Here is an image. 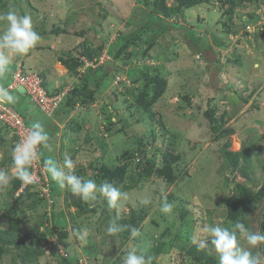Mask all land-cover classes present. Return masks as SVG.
I'll return each instance as SVG.
<instances>
[{
  "label": "rangeland",
  "instance_id": "374dc122",
  "mask_svg": "<svg viewBox=\"0 0 264 264\" xmlns=\"http://www.w3.org/2000/svg\"><path fill=\"white\" fill-rule=\"evenodd\" d=\"M2 2L5 6L0 5V15L7 13L9 10H15L20 15H30L35 31H37V26L38 29L42 27L50 30L52 22L65 20L66 33L59 35L46 34V36L41 37L34 48L23 54L21 59H18L21 62L23 61L25 67L30 66L37 71L47 72L49 70V74H51L54 72L53 69H56L55 80L53 83L47 80V85H71L75 81V76L70 75L65 66L58 60V56L62 51L72 47L75 41L86 39L93 45H98L102 42L101 36L102 39L107 37L108 42H112L122 27L126 26L129 29L136 22L148 18L144 12L146 11L144 3L141 0H0V4ZM170 2L171 0H168V3ZM225 7L219 9L217 6L206 7V5L191 7L184 10V21L169 18L170 24L173 25L171 27L177 28L184 38L186 36L183 32L186 31V28H191L190 30L197 33L198 38H202L199 47L197 48L195 45L192 50H199L203 53V56L199 53H192L191 48L193 45H191L190 39L187 38V42L184 39H172L166 33L157 37V44L151 50L154 59L150 57L142 59L139 52L132 63V65H142L144 63L159 66L163 73L169 75L166 101L158 102L153 108L156 111L155 118L160 117L168 132L164 133L161 125L157 122L154 130L157 133L156 136H158L157 143L162 149L168 146L172 140L174 141L173 148L176 153L181 155V164L186 172L182 173V181L168 187L165 186L160 177L153 175L138 188L125 190L123 193H126V198L121 200V206L117 213L126 212L128 204L135 205L138 202H146V204L151 205L150 214L143 222L138 235L132 239V244L127 245V247L130 250L135 248L140 254L141 251L147 250L152 244H156L158 240L165 241L167 248L173 240L171 252L158 259V261L165 259L166 264H194L181 251V245L191 244L194 235L199 239L207 238V233L204 232L206 226H227L223 221L225 198L231 186L227 187L225 180L227 176L232 177L226 171L224 173L219 172L222 162L220 148L224 143V138L213 140V134L202 114V108L198 109L196 106L193 108L185 105V101L177 99L176 93L178 91L188 92L191 94L193 101L196 99L204 109L207 107L204 105V98L216 95L220 91L209 107L215 104L218 106L216 114L226 111L227 117L230 116L226 125L233 127L235 132L229 136V149L238 150L242 142L248 141L252 144L251 152L254 162L256 163V155L264 159V137L262 136L264 134V34H262L264 28H254L257 34H262L257 39L246 36L242 30L237 35L225 34V26L222 25V22L228 21L226 15L223 14ZM262 7V9H256L255 13H261L264 5ZM252 9L253 6H247L245 11L251 12ZM235 21H239V18H236ZM259 23L264 24V17ZM90 25H93V30L88 28ZM6 27L7 22L0 20V33L5 31ZM80 29H84L85 33L83 35L77 34ZM248 31L250 32L251 29H248ZM140 35L145 36L146 32L141 30ZM214 39H222L224 46H216ZM187 43H190V46ZM115 45L117 46V44ZM106 46H104V49L107 48ZM216 56H218L217 59H215ZM15 59L16 57L12 59L10 65L15 62ZM102 61L100 60V62ZM115 64L123 67L125 71L131 67L128 63L125 64L118 60H114ZM10 65L6 73L0 76V86L7 85L11 81L8 74L11 68ZM45 76L47 77V75ZM118 78L128 81L125 74ZM118 78L116 77L115 80L117 81ZM114 85L106 88L98 95L96 104L90 110L101 114V121H105L107 116L104 117V115H109V109L112 115H114L113 112H117L122 121L128 117L126 121L127 134H108L104 130L105 122L99 123L98 121L97 124L95 121L96 116H93L92 123L97 124L98 128H94L95 126L92 128L91 126V132H95L96 135L92 136L88 148L85 144L84 151L81 152L85 157L84 159L100 157L101 149L99 148V151L95 150L98 137H100L99 145L106 144L105 153L100 161L113 164L116 155L131 146V140L135 135H148L149 124L146 121L134 123L133 118L129 116L126 109L129 108L127 103L132 99L130 91L127 90V85L123 86L121 83L117 86ZM18 90L22 91V89ZM252 90L254 91L248 101L243 102L240 96H246ZM122 93H125L127 103L123 101L125 98H123ZM84 109L88 108L79 104L75 105L72 113L68 115V119L76 114L83 116ZM37 113L40 112L37 111ZM88 114L87 110L84 116L88 117ZM39 115L42 118L43 126L45 125L49 132L53 131L51 120L44 119L41 113ZM111 119L114 120V118ZM118 127L119 124H116L114 128ZM131 134L132 136H129ZM62 136L67 140V145L70 143V151L67 146H64V143L61 151L68 150L67 155H73L77 141L76 135L70 136L69 132L62 131ZM51 142L52 144L54 142V147L47 146L48 154L51 155L49 158L57 163L58 158L64 161L65 157L55 155L57 148L54 135ZM153 146H148L147 149L153 151ZM156 153L160 158L162 152ZM1 157L2 151H0ZM8 173L12 177L14 168H11ZM253 173L256 177L261 174L258 170ZM91 175L92 172H86L85 178L88 179ZM237 180L243 179L237 178ZM6 187L0 188L1 203L5 201ZM167 193L177 197L174 204H171L172 211L170 213H164L161 210ZM180 199H182V202ZM181 203L188 210L183 220H180L179 217ZM57 207L56 210L54 209L55 213L57 215L62 214L59 217V223L60 221L63 222V218L68 224L69 230V213H73L75 208L69 207L67 209L62 201ZM53 208L52 206L46 208L47 214ZM48 209H50V212H48ZM20 210L21 208L18 213L23 218V225H26L27 228L31 225L34 227L39 217H36L35 213ZM1 212L2 209H0ZM259 212L260 210L254 209L248 215L247 221L251 226L249 231H260ZM98 216L99 213L90 215L86 219H78L83 222L80 234L85 235L84 241L80 240L79 236L74 233L69 234V240L72 243L75 242L73 244L86 264H92L95 261L94 257H99L97 264H102L104 261L103 254L112 252L108 249L114 243L112 236L106 239L107 243L101 244L105 238L102 237L101 232L99 233L96 230V227L100 226V230L106 231V226L100 225ZM179 221L183 224H179ZM167 227L170 228L169 232L163 236L162 233ZM48 240L50 243L55 241V238L49 237ZM26 242L28 243V241ZM239 242L242 247L249 248L245 238H241ZM49 243L46 245L45 254L29 264H59L50 254ZM116 246V249H118L116 253H118L121 248H119L118 243H116ZM92 247L99 252L97 254L95 252L91 253L90 248ZM174 254L176 255L174 256ZM2 262H4L3 264H12L9 255H5Z\"/></svg>",
  "mask_w": 264,
  "mask_h": 264
},
{
  "label": "trees",
  "instance_id": "16d2710c",
  "mask_svg": "<svg viewBox=\"0 0 264 264\" xmlns=\"http://www.w3.org/2000/svg\"><path fill=\"white\" fill-rule=\"evenodd\" d=\"M141 1L144 3L146 9L144 12L148 16L147 20H140L130 26L129 29H127L126 26L122 27L112 42H108L107 37L102 39L100 35L102 42L98 45H93L86 39L75 41L72 47L66 51H62L58 56V60L65 66L67 72L75 76V81L71 84L73 86L65 93L58 108L52 115L45 114L34 102H32L44 116V119L55 116L58 117V111H60L63 117H68L77 104L89 108L97 101L98 95L105 91L106 88L115 86L114 84L117 86L119 83L123 86L127 85V90L130 91L132 99L129 102L126 101V95L122 93L123 98H125L123 101H126V103L128 102L127 105L129 108L126 109L129 112V116L133 118L134 123L146 121L149 124L148 135H135L131 140V146L123 149L117 154L113 164L100 161V158L105 153L106 144L99 145V139L98 143L96 142L95 150L99 151V148L101 149L100 157H88L84 159L85 157H83L82 154L78 155L79 152L69 156L75 163L74 171L76 175L85 178L86 172H92V175L88 178L94 179L97 184L104 181L111 182L122 192L138 188V186L149 180L153 175L160 177L164 181L165 186L168 187L178 181H182V173L186 172V170L183 169L184 166L181 164V155L176 153L173 148L174 141L172 140L168 146L162 149L157 143L158 136H156L157 133L154 130L155 123L157 122L161 125L164 133L168 132L160 117L157 119L155 118L156 111H154L153 108L158 102L166 101V92L168 91L167 87L170 80L169 75L163 73L159 66H152L144 63L142 65H132L133 60L137 58L139 52L142 59H146L147 57L154 59L151 50L157 44V37L165 35L166 33L172 39H184L185 42H187V38L190 39V43L193 45L191 50L195 45L197 48L199 47L202 38H198L197 33L190 30L191 28H186V31L183 32L186 36L184 38L177 28L171 27L173 25L170 24L169 18L184 21L183 12L185 9L202 5H206V7L215 6L217 4L219 8L226 6L223 10V14L226 15L225 17L228 21L222 22V25L225 26V34L237 35L242 30L243 34L246 36L255 37L256 39L259 35L264 34V31L262 34H257V32H249L247 29L248 26L252 25H256L258 28H264V24L259 23L264 17V9L261 13H255L256 9L263 8L262 5H264V0H171L170 3H168V0ZM0 5L2 7L5 6L4 2ZM247 6H253L251 12H248V10L245 11ZM236 18H239V21H235ZM64 22L65 20L52 22L50 30H46L42 27L38 29L37 26L36 32L40 37L52 33L55 35L66 33L67 29L64 26ZM128 25H130V23H128ZM88 28L94 29L93 25H90ZM141 30L146 32L145 36L140 35ZM84 33V29H80L77 34L83 35ZM221 40L222 39H214L215 45L224 46ZM190 43L187 44L190 46ZM115 44H117V46ZM105 45H107V48L104 49ZM103 52L106 54L107 58L100 62V57ZM192 53H199L203 56V53L199 52V50L196 51L194 49ZM21 56L22 55L15 56V62L10 65L11 68L10 71H8L10 77L15 70L17 60L21 59ZM217 58L218 56H216L215 59ZM84 59L87 62L93 63L85 64ZM114 60H118L125 64L128 63L131 67L125 71L120 65H114ZM21 64L25 72H37L42 79L41 84L46 87L48 82L45 71H37L30 66L25 67L23 61ZM123 74H125L128 80L127 82L121 78L117 81L115 80L116 77H121ZM11 91L12 90H9L10 93ZM253 91L254 90L246 96H240L243 102L248 101ZM219 93L220 91H218L216 95ZM216 95L204 98V105L207 106L204 109L196 99L193 101L191 94L186 91H178L175 96L178 97H176L178 100L185 101V105L187 106L193 108L196 106L198 109L202 108V114L207 120L210 131L213 134V140L224 138V143L220 148L222 162L219 167V172L224 173L226 171L232 176L230 178L227 176L225 180L226 186L231 187L230 190L228 189L229 192L225 198L224 224H227L226 227L232 228L237 222H240L249 230L251 226L247 221V217L254 209H257L260 210L259 232H264V159L256 155V163L254 162L251 152L252 144L248 141L242 142L238 150L229 149V136L235 132V129L226 125L227 120L230 118V116L227 117L226 111L216 114L218 106L214 104L209 107L210 103L216 99ZM19 100V98H16L15 103L10 104H12L23 116L25 125L29 129H31L33 123L36 122H39L43 126L42 118L39 115L40 113L32 114L30 117H27V114L20 111L16 104ZM108 114L109 115H105V117H107L105 118L104 130L110 135L116 133L127 134L126 121L128 117L122 121L119 114L113 112L114 115H112L110 109L108 110ZM60 116L58 117L59 119ZM111 118H114V120ZM28 119L30 120L28 121ZM87 123L88 121L85 117L76 114L70 119H67L65 127L76 132L77 130L84 129ZM116 124H119L118 128H114ZM44 129L49 136L48 143H50V138H52L54 134L51 131L50 133L46 128ZM8 134V130L4 126H0V149H2L0 170L6 173L13 168L12 149L14 142L17 140L16 135L10 136L11 138L7 140L6 136ZM129 136H132V134ZM262 136L264 137V134ZM91 138L92 136L87 135L84 142L88 143ZM152 145H154V150L149 151L147 147ZM46 148H39V159L40 165L42 166L43 161L50 157ZM159 151L162 152L160 158L156 155V152ZM256 170L261 173L258 177L254 176L253 173ZM45 174L48 179L50 203L48 199L39 195L37 182L26 184L24 188L16 194L23 182L18 179L15 174L10 177L11 175L8 173L9 184L6 187L5 201L2 203L0 202V209H2L0 213V264L4 263L2 260L5 255H9L10 263L12 264H29L34 262L39 256L45 254L46 245L49 243V237H55V242L49 243V249L50 254L53 255V258L57 260L59 264H86L77 252L74 245L75 242H73V244L72 241L69 240V234L74 233L76 236H79L83 222L78 219H86L90 215L92 216L97 213H99L98 221L100 225L106 226V231L100 230V226L96 227V230L99 233L101 232L102 237L105 238V241L102 240L101 244L107 243L106 239L110 236L114 239V243L108 248L112 250V252L110 254H103L104 261L102 264H123L124 258L130 251L127 245L130 246L132 244V239L135 238L131 236L130 230L134 227L139 231L143 222L150 214L151 205L143 202H138L135 205L128 204V210L126 212L122 211L121 213H117V209L108 207L107 201L102 196H98V199L94 202H84L80 197L73 195L70 189H61L55 182L51 181L46 172ZM237 178H242L243 180H237ZM175 199H177L176 195L167 193L165 202L174 204ZM180 200L182 202V199ZM60 201L65 204L67 209L69 207L75 208L73 213H69V230L68 224L63 218V222L60 221L59 223V217L62 216V214L57 215L54 211V209L56 210V208H58L57 206L60 204ZM180 205L179 217L180 220H183L188 210L184 204L181 203ZM51 206L54 208L51 212L50 209H48L50 213L47 214L46 208H50ZM20 208L22 212L29 211L35 213L36 217H39L34 227L31 225L27 228L26 225H23V218L19 216L18 213ZM113 221L119 225H127L129 227L121 232L109 234L107 228ZM179 224H183V222L181 223L179 221ZM169 229V227L165 228L162 235L164 236L167 234ZM241 238L243 237L238 233L237 239L239 244ZM26 241H28V243ZM116 243H118L119 248H121L118 253H116L118 250L116 249ZM172 245L173 240L168 245V248L166 247L165 241L158 240L156 244H152L151 247L140 253L144 254L146 258L151 257L150 264H166L165 259H161L162 261H158V259L161 258V256L169 254L173 247ZM180 249L194 264H218L217 256L210 247L201 249L196 244L191 243L181 245ZM95 250L96 249L93 247L90 248L91 253L95 252L97 254L99 251ZM251 251L253 254L258 252L264 256V244H260L257 248H252ZM175 255L176 254H174V256ZM98 258L99 257H94L95 261L92 264H97Z\"/></svg>",
  "mask_w": 264,
  "mask_h": 264
},
{
  "label": "clouds",
  "instance_id": "9594fccd",
  "mask_svg": "<svg viewBox=\"0 0 264 264\" xmlns=\"http://www.w3.org/2000/svg\"><path fill=\"white\" fill-rule=\"evenodd\" d=\"M215 6H217V4ZM217 7L219 9V6ZM0 20L7 22L5 31L0 33V76H3L12 62V59L15 56L28 53L41 40V37L34 30L30 15H20L15 10H9L7 13L0 15ZM255 27L258 28L256 25H252L248 26L247 29H251L250 32H255ZM7 86L6 88L0 87V100L8 103H15L16 97L9 92ZM68 89L64 90L65 93ZM62 91L63 90L49 93L47 90L49 94L60 93ZM98 115L102 118L101 114ZM100 118H98V121L100 120L99 123L105 122L101 121ZM94 126H96L95 123ZM98 139H100V137L97 138V143ZM48 141L49 136L44 127L39 122H36L33 123L25 138L12 149L14 174L24 184L33 182V175L30 168L33 162L39 158L40 153L38 149L40 147L46 148L48 146ZM59 159L60 158H58V163L51 158L43 161V169L49 175L51 181L55 182L61 189H70L73 195L80 197L84 202H94L98 199L99 195L107 201L109 208L119 210L121 206L120 202L122 199L126 198V193H123L111 182L104 181L97 184L94 179H85L76 175L74 171L75 163L71 157L66 156L61 165L59 164ZM8 184V173L0 170V188H4ZM22 189L19 188L16 194ZM161 210L164 213H170L172 211V205L165 202ZM127 227L129 226L119 225L113 221L108 226L107 232L109 234H115L123 231ZM130 231L131 236L135 237L138 235V229L132 227ZM204 232L207 233V238L199 239L194 235L192 243L196 244L201 249L210 247L214 250L218 259V264H264V256H261L258 252L253 254L251 251L252 248H257L260 244H264V232L249 231L246 226L240 222H237L232 228L222 227L220 225L206 226ZM238 233L246 239L249 248H244L238 243ZM79 239L84 241L85 235L79 234ZM150 261L151 257L146 258L144 254H138L137 250L133 248L127 253L123 260V264H150Z\"/></svg>",
  "mask_w": 264,
  "mask_h": 264
},
{
  "label": "built area",
  "instance_id": "2783aa9c",
  "mask_svg": "<svg viewBox=\"0 0 264 264\" xmlns=\"http://www.w3.org/2000/svg\"><path fill=\"white\" fill-rule=\"evenodd\" d=\"M105 55V53L101 55V61L107 58ZM84 61L85 64L93 63L87 62L85 59ZM41 82L42 79L37 72H25L22 68L21 62L18 61L16 63L15 70L11 75V81L9 82L7 89H22V91L27 94L30 101L34 102L42 112L47 115H52L58 108L65 91L49 94ZM0 126H4L8 130L9 135H16L17 140L14 143L13 149L16 144L21 142L30 131V129L25 125L23 116L19 113V111L12 104L3 100H0ZM30 171L33 175V182L38 183L37 190L39 191V195L48 199L50 203L51 200L49 199V188L47 183L48 179L44 172L43 166L40 165L39 158L33 162ZM25 185L26 184L23 183L20 189H22ZM54 242L55 241L50 243ZM61 252L63 253L62 250Z\"/></svg>",
  "mask_w": 264,
  "mask_h": 264
},
{
  "label": "crops",
  "instance_id": "0c3cea01",
  "mask_svg": "<svg viewBox=\"0 0 264 264\" xmlns=\"http://www.w3.org/2000/svg\"><path fill=\"white\" fill-rule=\"evenodd\" d=\"M21 62V61H20ZM54 72H52L51 74H49V70L46 72V75H47V80L48 82L50 83H53V81L55 80L56 78V74H55V70L56 69H53ZM49 74V75H48ZM9 80H10V75H9ZM9 83V82H8ZM73 83V82H72ZM71 83V84H72ZM69 84V83H68ZM7 85H2L0 87H3V88H6ZM49 86V87H48ZM73 85H46V89L49 91V92H57V91H60L61 90H67L68 88H71ZM11 94L14 95L16 98H19V102H16L17 104V107L20 109L21 112H23L24 114H27V117H30L32 114H36L37 111H38V108L32 104V102L29 100L28 96L23 92V91H19L18 89L17 90H12L11 91ZM23 96V97H22ZM96 103H94L92 106H94ZM31 106H32V110H31ZM90 106L88 109H84L83 110V116L85 114V112L88 110V117H85L88 121V123L84 126V129L82 130H77L76 132L71 130V129H68L65 127V123L68 119V117H63L60 113V111L57 112V116L59 117L60 115V120L58 117H51L49 118V120H51L52 122V127H53V134H54V138L56 139V151H55V155L58 157L59 155L60 156H63V157H66L68 156L67 155V152L69 150V146H70V143H68V145L66 144L67 140L64 139V136H62V131H66V132H69L70 133V136L71 135H76L77 137V141H76V146H75V153H78L79 152V155H81L82 151H84V147H85V144H86V148H88L87 146L90 145V142L91 140L88 142V143H85L84 140L86 139L87 135H90V136H93V135H96L95 132H91V126L94 127V123H92V119H93V116H96L95 118V121L97 120L98 122V118L99 115L97 113H94V111L90 110V108L92 107ZM56 114V113H55ZM54 114V115H55ZM90 116H92V118H90ZM100 122V120H99ZM93 124V125H92ZM44 128H46V126L44 125L43 126ZM92 127V128H93ZM94 128H98L97 127V124ZM66 129V130H65ZM98 132V131H97ZM69 136V137H70ZM11 137L10 135L8 134L6 136V139L9 140ZM63 138V139H62ZM52 140V138H51ZM62 141V142H61ZM64 143V146H67L68 147V150H64V151H61V148H63V144ZM48 145H50L51 147H54V142L52 144V142L48 143ZM62 145V147H60ZM59 146V147H58ZM60 148V150H59ZM46 150H48V148H46ZM0 151H2V149H0ZM70 151V150H69ZM50 155V154H49ZM51 156V155H50ZM60 160V165L62 164V160Z\"/></svg>",
  "mask_w": 264,
  "mask_h": 264
}]
</instances>
